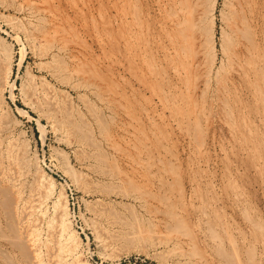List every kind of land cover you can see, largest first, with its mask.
Returning a JSON list of instances; mask_svg holds the SVG:
<instances>
[{
    "label": "rangeland",
    "instance_id": "rangeland-1",
    "mask_svg": "<svg viewBox=\"0 0 264 264\" xmlns=\"http://www.w3.org/2000/svg\"><path fill=\"white\" fill-rule=\"evenodd\" d=\"M24 1L25 0H0V51L2 47L7 46L6 48L11 50L12 53V69L10 77L6 80L7 83L4 80L6 74L5 68L7 67H5L4 59L0 61V77L3 89V103L0 106V132L2 131L0 133V140H6L7 137L5 143H9V145H11L10 147L14 145L11 150L12 154H9V157L7 154L3 159V167L6 170V175H4V177L2 174L0 175V178L2 177L0 179V192H2V194H0V264H56L57 262V264H60V262L63 264L66 259L71 262V258L67 257L66 253H64L67 249V243L65 242L66 233H63L62 237L59 236L61 235L59 218H61L60 216H62L63 213L60 212L61 209L59 211V208L55 207L60 206V202L58 201L61 200H59V198L57 199V197H59L61 193L65 195L67 200V222L71 225H69L71 227L70 230L73 229V231L77 232L79 237V247L76 249V255L78 257L80 256L81 264H264V112L259 107L258 101L256 100L258 97L256 90L259 88H262V98L264 100V79L258 81L257 88L254 92L256 93L255 95L252 93L253 89L251 91L250 88L246 86V83L237 78L238 76H236V74L233 73L232 75L231 72L229 73V70H227V59L225 53H223L224 49H226V35L224 34H227L226 23H224V16L228 13V8L225 3L226 0L218 1L215 12V65L213 67L214 72L212 71L209 75L211 79H209L210 85H208L209 88L207 89L206 86H203L206 74L202 72V75L200 74V78H202L200 79L201 83L196 90L195 94L197 95L194 96V99H197V105L200 107L202 104V109H205L209 103L212 104V102H214L213 108L211 107L209 112L210 118L206 117L209 121H207L204 116H200V123L198 122V127H195V129L197 128V132L196 130L192 132V128L188 129L191 131L190 135L176 126V122L170 115L169 109L166 105H163L162 100H160L157 95L159 92L157 94L155 93V95L151 89L150 92H148L149 87L147 85L144 84V86L143 83L138 82L137 79H133L135 76L128 73L123 59L121 60L123 53L121 52V54H118V51L122 50L121 47L112 45V47L116 48H111V50L109 45L103 50L97 45L98 43L94 40L95 38L93 35V28L96 27V22L100 20L101 23L103 22L101 18L102 15L107 16L109 13L113 12L111 15L114 16V9H112L110 5H106L107 2L105 0H90L92 3H88V0H85V2L84 0H80V3L79 0H73V2L72 0H56L55 2L53 0H32V2L28 0L33 4H40L39 6L43 4V6H45L47 3L45 7L49 9L51 6L53 7L51 10H54V13L57 15L60 30L65 40L59 43L54 42L52 45H50L52 42L51 40L50 42L46 37L43 39L40 32L38 33L34 29L33 25L37 22L32 16V19H30V10L23 5ZM70 1L72 3H70ZM73 3L78 4L76 9L70 6V4L72 5ZM83 3L86 6H84ZM99 3H101L102 9H100L101 6L99 7ZM20 5L22 6L20 7ZM105 5L109 8L106 9ZM55 6H58V9ZM22 7L26 9L24 10ZM77 9L80 10L81 14H79V11L77 12ZM85 9H87V11ZM110 9L112 10L110 11ZM98 14L100 16H98ZM77 15L80 16L81 20ZM81 15L86 16L83 18ZM110 16L108 15L107 17L109 20H112V16ZM70 17L74 21H70ZM89 19L93 21L91 22ZM94 19H97L96 22ZM100 22H97V27H100ZM29 24L32 26L29 27ZM69 24H73L72 27H70L71 25ZM84 24L87 25V29ZM63 29H67L69 32L65 31V33L67 32L65 34L63 33ZM74 29L77 31V35H75ZM115 29L114 27V30ZM28 30L31 32L30 34H28ZM114 30L111 31V29H109V32L112 33ZM253 31L254 29L250 30L249 35H252V38L255 40ZM70 32L72 34H70ZM31 34L33 35L30 36ZM222 36L225 41L222 39ZM41 37L42 39L40 40ZM246 37H249L250 42H253L250 36L246 35L245 38ZM260 38L262 40L264 37L262 38L260 36ZM34 39H38L39 41L37 40V42L35 40L36 42H34ZM66 41H68V43H76V47H74V44L70 46ZM43 42H45V44ZM46 42L49 43V46ZM66 44H68L67 46L69 48H74V50L79 52V54L77 53L78 59L80 58V60H78L79 62L77 59L75 60L74 57L69 55L65 56L59 51L58 45L66 46ZM78 44L82 45L80 46ZM45 46L48 47V52ZM261 46H264V43H262ZM49 47L51 48L49 49ZM21 48H24L25 60L24 63L18 67ZM118 48L120 49L118 50ZM100 49L103 50V52H100ZM107 50L109 55L111 54V62L107 58L109 56L107 55L108 53H106ZM81 52L84 54L81 55ZM102 53H104V55ZM259 54L261 55L260 58L263 59L264 53L262 52L261 54L260 51ZM156 56L157 62L155 63L161 65L158 64L159 66H157L161 67L160 71L167 76L165 77V82L167 81L166 83L168 84L165 82L162 84L164 87L162 89V91L164 90L163 93L171 94L172 91L170 86H172L173 92L176 93V97L180 98L181 96L177 94L174 88L180 86L181 81L178 83L176 79L172 78L171 74L169 75L170 71L165 70L166 64L162 61L163 58L159 54ZM62 59H65V61L62 62ZM114 60L116 61L114 62ZM60 63H65L66 69L63 65H60ZM222 64L224 65L221 67L220 65ZM121 65H123V67ZM80 66L81 68H79ZM87 66V72L94 70L92 71L93 73L90 71L93 78L96 77L98 73L99 75H97V77L103 76L102 74H104V76L106 75L108 78L112 76L109 79L106 76L105 78L108 79L107 82H113L107 85L108 88L114 89L115 93H117L115 96L110 95L111 98L116 100L115 102L105 95H103V97L99 93L94 94L93 87L90 86L88 88L87 86L90 81L88 84L86 83L87 81L83 83L84 80L79 76L84 72V69L86 70ZM219 66L222 69L218 68ZM60 69H63V71ZM219 69L223 70V73L220 72ZM80 70L81 73L79 74ZM215 71L222 75H227L226 73L228 72V74H231L229 76H232L235 81L232 84L231 82L228 84L227 92L225 91L226 95L223 94L221 100L219 99L220 101L216 97L213 98L215 91L213 89L211 90V88H214L213 75L216 74ZM262 71L264 76V67ZM88 74L90 76L89 72ZM76 75H78V77ZM10 83L13 85L12 89ZM44 85L46 86V90ZM115 85H119L123 88L121 89L118 87L116 89ZM233 86L236 87L234 88ZM204 87L206 91L203 90ZM26 93L29 95H26ZM203 93L207 94L204 95ZM10 94L13 95L10 96ZM124 94L125 96H123ZM121 95L122 97H127L128 100L131 98L129 100L130 103L127 102V104L125 102L128 101L126 100L127 98L123 100L122 97H119ZM196 96L197 98H195ZM199 97L201 99L205 98L200 104L199 102L201 99ZM226 97H228L230 101ZM135 99L138 100L136 101ZM146 99L147 101H144ZM100 100H103V103ZM117 100L119 102H117ZM223 100L225 103L227 101V103H223ZM104 101H109L108 105L106 104L107 102L104 103ZM36 102L40 104L37 105ZM110 102L114 104V106L110 105ZM118 103L119 107L117 106ZM121 103L123 104L121 105ZM131 103L133 106H130ZM203 104L206 105L203 106ZM226 105H228L231 110L230 114L233 116H231L232 118L230 116L228 117L234 120L235 124H233L232 120L227 121L228 117L223 118L225 112L227 115L229 113V109L228 107V110L226 109ZM121 106H127L130 108H128V110L133 111V113L135 112L134 115L137 121H131L130 125V123H128L130 118L123 111ZM19 109L25 111V115L21 114ZM134 109L136 111H134ZM56 110H58L59 113ZM110 111L113 113H110ZM226 114L224 116H226ZM120 116L123 117L119 118ZM242 116L244 120L243 118L241 120ZM54 117L57 120L54 119ZM118 119H120L119 123ZM151 119H154V122ZM169 122L171 124H169ZM225 122L229 124V127ZM142 123L144 124L142 125ZM155 123L156 126H158L157 128ZM164 124L166 127H164ZM246 125L252 126L253 133H251V136L249 132L246 133ZM121 126L122 129L120 128ZM161 126H163V130L159 129ZM232 126L237 129H235L237 132L234 133L231 131ZM253 127H255V130ZM104 130L109 134L106 132L104 133ZM162 131H164V133ZM132 132L140 135L142 141L146 133L149 139L161 142L162 145H165L160 146L164 147L167 152L163 148V150L161 149V153L167 155L165 157L169 165H167V167H171L177 175L175 178H178L177 180L175 179L174 185L172 184L170 187L171 190L161 188L157 185L156 176H152L153 174L157 175L155 167H150V170L147 172V169H142L137 166L138 170L136 171L133 167L129 166L130 164L126 160L124 162L126 157V159L130 161L127 155H129L132 150L129 147L127 138L130 134H133ZM153 133L157 137H153ZM104 134L108 135L107 137L112 140V144L114 142L116 153L113 148L111 149L113 145L111 146L108 143V139L105 141L107 137ZM110 134L114 137L110 136ZM238 134H240V136ZM241 135H243V137H241ZM42 136L44 139H42ZM164 138L166 139L164 140ZM243 140H245V142ZM115 142L117 144H115ZM196 142H203V147L200 152L199 150L195 152L197 151ZM5 143L3 144L5 147H2L3 150H6V146H8ZM169 144L172 149H170ZM259 145H262L263 148ZM123 155L125 157H123ZM18 157L21 158L19 159ZM258 158L260 159L257 160ZM8 159L9 161H7ZM257 163H259V165ZM260 164H262V166H260ZM141 171H145L146 175H149V177L152 176L151 179L148 177V181L147 179L145 180L143 176L140 175ZM42 174L44 177L41 176ZM51 178L53 179V182L51 181L52 184L50 182ZM48 189L53 190H51L50 193ZM7 191L10 194H7ZM48 191L50 194H47ZM168 191L170 194L167 193ZM3 192L7 194V196H4ZM58 194L60 195L58 196ZM180 195L181 197H179ZM18 197L20 200H18ZM178 197L179 199H177ZM148 199H150V201ZM176 201L177 204L174 203ZM58 203L59 205H57ZM145 204L147 205L145 206ZM176 207L177 209L175 211L174 209ZM167 214L171 215L174 219ZM212 214H215L214 216L216 218ZM250 219L252 220L251 222ZM208 222H210V224H208ZM17 230L18 233L16 232ZM31 230L34 233L31 232ZM30 234L31 236L36 235V237H34L36 238L35 242L32 237H30L31 239L28 238ZM180 234L182 235L180 236ZM185 234L186 237H183ZM14 235L18 237H13ZM60 237L62 239H59ZM11 238H13V240H10ZM219 238L222 241L219 240ZM232 239L234 242H232ZM30 240H32V243ZM17 241L21 242L22 245ZM63 241L64 244L66 243V248H62ZM229 243H231L232 247L234 245L235 247L232 248L229 246ZM60 250L63 252L60 253ZM37 252L39 257L36 261L38 263H36L34 258H32L34 261L31 260V257H34ZM23 253L25 255H23ZM249 255L250 257H247ZM28 256H31L30 259ZM190 256L194 257L191 258Z\"/></svg>",
    "mask_w": 264,
    "mask_h": 264
},
{
    "label": "bare ground",
    "instance_id": "bare-ground-1",
    "mask_svg": "<svg viewBox=\"0 0 264 264\" xmlns=\"http://www.w3.org/2000/svg\"><path fill=\"white\" fill-rule=\"evenodd\" d=\"M43 1V0H42ZM47 1V0H46ZM54 2L56 0H53ZM107 3L106 5H110L112 7V9H114V16H112L111 14L113 13H109L108 15L112 16V20H109L108 19V15L105 16V15H102V20L103 22L101 23L100 21H97V22H100L101 24L99 25L100 27H97V22L96 20L94 19V21L96 22V27L93 28V35H94V40L98 43H96L98 46H100L101 49L105 50V48H107L109 45H110V49L111 48H116V47H112V45L114 46H118V47H121L122 50H119L120 48H118V54H121V52L123 53L122 54V58L121 60L123 59L124 61V64H125V68L128 70V73L129 74H132L133 76H135L133 79H137L138 82H141L143 83V85H147L149 87V91L150 92V89L151 91L153 92V94L155 95V93L157 94L158 92V96L160 98V100H162V103L163 105H166L167 108L169 109L170 111V115L172 116V118L174 119V121L176 122V126H178L182 131H185L188 135H190L191 131H189L188 129L189 128H192V132L195 131V127L198 124L199 122V118L200 116H204L205 118L209 117V112H210V109L211 107L213 106V103H209L208 106L205 108V109H202L203 107L202 104L201 106L199 107L197 105V99L195 100L194 99V96L197 95L195 94L196 93V90L199 88V84L201 83L200 78V74L202 72H204L206 74L205 78L204 77V85L203 86H206V89L209 88L208 85H210V74L212 73V71L214 72L213 70V67L215 65V51H214V27H215V12H216V8H217V5H218V1L219 0H105ZM18 2V1H17ZM32 2V0H31ZM29 2L28 0H25L24 1V6L30 10V19H34L36 20V24L33 25L34 26V29L40 34L43 36V39L46 37L47 40H51V44L52 45L54 42H62V40H65L64 39V36L62 34V31L60 30V24H59V21L57 19V15L54 13V10H51V8H53L52 6L50 7V9L46 6H39L40 4H33ZM49 2V1H48ZM61 2V1H60ZM73 2V0H72ZM70 1V3H72ZM76 2V1H75ZM78 2V1H77ZM85 2V0H84ZM91 1L88 0V3H90ZM101 2V1H100ZM39 3V2H38ZM79 3H80V0H79ZM92 3V2H91ZM97 3V2H96ZM226 6L228 8V13L225 17V22L226 23V27H227V34L225 33L224 35H226V49H224V52L225 55H226V59H227V63H226V66L228 67L227 70H229V73L231 72V74L233 75L236 74V76H238L237 78H239L242 82L246 83V86H248L250 88V90L252 91L253 94L256 95L255 90L257 88V83L259 80H262L264 79V76H263V67H264V58H260L261 55L259 54L260 51H261V54L262 52L264 53V46H261L262 43H264V0H226ZM21 4V3H20ZM50 4V2H49ZM74 4V3H73ZM71 5V8H77L78 4H74V5ZM101 3H99V7L100 9H102V5H100ZM67 5V4H66ZM82 5V4H81ZM84 5V3H83ZM93 5V4H92ZM91 5V6H92ZM106 7L109 8V7ZM22 5H20L21 7ZM50 6V5H49ZM86 6V5H84ZM89 6V5H88ZM57 7L58 9V6H55ZM66 7V6H65ZM94 7V6H93ZM103 7V8H105ZM23 8V7H22ZM25 8V9H26ZM69 8V7H68ZM81 8V6H80ZM87 8V7H86ZM98 8V6H97ZM24 9V8H23ZM24 9V10H25ZM56 9V10H57ZM95 9V8H94ZM110 9V11L112 10ZM226 9V8H225ZM22 10V9H21ZM87 11V9H85ZM90 10V9H89ZM96 10V9H95ZM99 10V8H98ZM97 10V11H98ZM28 11V10H27ZM63 11V10H62ZM69 11V10H68ZM79 11V14L80 13V10L77 9V12ZM94 11V10H93ZM105 11V10H104ZM108 11V10H106ZM75 12V11H74ZM96 12V11H95ZM29 13V11H28ZM64 13V12H62ZM76 13V12H75ZM84 13V12H82ZM98 13V12H97ZM74 14V13H73ZM85 14V13H84ZM83 14V15H84ZM93 14V12H92ZM91 14V15H92ZM100 14V13H99ZM98 14V16H100ZM105 14V13H103ZM76 15V14H75ZM81 15L83 18H85V16ZM90 15V16H91ZM32 16V18H31ZM67 16V15H65ZM74 16V15H73ZM79 16V15H77ZM89 16V17H90ZM110 16V17H111ZM69 17V16H68ZM76 17V16H74ZM87 17H88V14H87ZM71 18V17H70ZM82 18V20H83ZM223 18V17H221ZM60 21H61V18L59 17ZM63 19V18H62ZM66 19V17H65ZM64 19V20H65ZM79 19H80V16H79ZM78 19V20H79ZM88 19V18H87ZM68 20V19H67ZM73 19L71 18L70 21H72ZM81 20V19H80ZM79 20V21H80ZM74 21V20H73ZM85 21V20H84ZM83 21V22H84ZM89 21H93V20H90ZM31 22V20H30ZM67 22V21H66ZM76 22V21H75ZM82 22V23H83ZM32 23V22H31ZM68 23V22H67ZM86 23V22H85ZM88 23V22H87ZM33 24V23H32ZM91 24V23H90ZM66 25V24H65ZM71 25V24H69ZM73 25V24H72ZM72 25L70 27H72ZM75 25V24H74ZM32 26L29 24V27ZM63 26V25H62ZM84 26H86V29H87V25L84 24ZM83 27V26H82ZM110 27V28H109ZM114 27L116 28L114 30ZM32 28V27H31ZM90 28V27H88ZM33 29V28H32ZM33 29V31H34ZM68 29V28H67ZM65 30L63 29V33H65V31H68V30ZM92 29V28H91ZM109 29L114 30L112 33L109 32ZM253 36L255 38V40L252 38V35H249V32L250 30H253ZM72 30V28H71ZM75 30V29H74ZM29 31V30H28ZM69 32V31H68ZM76 30H75V35L76 34ZM92 32V30H91ZM90 32V33H91ZM248 32V34H247ZM31 32L29 31L28 34H30ZM67 33V32H66ZM65 33V34H66ZM89 33V34H90ZM245 33L246 35L250 36L251 39L253 40V42L251 41L250 42V38L249 37H246V38H249V39H246L245 38ZM38 34V35H40ZM70 34H72L70 32ZM33 34H31L30 36H32ZM73 36V35H72ZM260 36L263 38L261 40ZM66 37V36H65ZM93 38V37H92ZM42 39V37L40 38V40ZM67 39V38H66ZM222 39H224V37L222 36ZM224 39V41H225ZM36 39H34L33 41H35ZM39 41V40H38ZM37 41V42H38ZM44 41V40H43ZM46 41V40H45ZM48 41V42H49ZM68 41H69V38H68ZM68 41H66V43H68ZM45 44V42H43ZM80 43V42H79ZM43 44V45H44ZM46 44L48 45L49 43L46 42ZM70 46H73L72 44L74 43H71L69 42L68 43ZM66 44L65 45H62V46H59L58 45V49L59 51L63 54V55H69V56H72L74 57V59L77 61L80 60V58L78 59V56H77V53L79 54V52L77 50H74L71 49V47L69 48ZM76 44V43H75ZM74 44V47H76ZM42 45V46H43ZM80 45V44H78ZM82 45V44H81ZM80 45V46H81ZM49 46V45H48ZM7 46L5 47H2L1 51H0V61L2 59H4L5 61V68L6 69V74H5V78L4 80L6 81L9 77H10V74H11V69H12V53H11V50H9L8 48H6ZM48 52V47L45 46ZM52 47V46H51ZM49 47V49L51 48ZM85 47V46H83ZM82 47V49H83ZM97 47V46H96ZM225 47V46H224ZM57 49V51H58ZM86 49V48H84ZM100 49V52H103V50ZM109 49V48H108ZM88 50V49H87ZM112 50V49H111ZM110 50V52H111ZM80 51V50H79ZM59 53V52H58ZM87 53V52H86ZM108 53V50L107 52ZM105 53V54H106ZM113 53V51H112ZM222 53V54H223ZM84 54L81 52V55ZM104 55V53H102ZM117 54V52H116ZM157 54H159L163 59L162 61L166 64V67H165V70H169V75L171 74L172 78L176 79V81H178V83H180L181 81V85L180 86H177L174 88L175 91H177V94L179 96H181L180 98L176 97V93L173 92V89H172V86H170L171 88V94H165L163 93L162 89L164 88L162 84H164L165 82V77L166 74H164L161 70V67H158L159 65L156 64L155 62H157ZM88 55V54H87ZM90 55V54H89ZM109 55V53L107 54ZM106 55V56H107ZM111 55V54H110ZM110 55L107 57L108 60H110L111 62V59H110ZM84 56V55H83ZM224 56V54H223ZM99 57V56H98ZM96 57V58H98ZM102 57V56H101ZM114 57H115V54H114ZM113 57V58H114ZM264 57V56H263ZM62 58V57H61ZM68 58V57H67ZM86 58V57H85ZM106 58V57H105ZM112 58V57H111ZM159 58V57H158ZM56 59V58H55ZM59 59V58H58ZM57 59V60H58ZM24 60H25V51H24V48H21L20 49V57H19V62H18V67H20L23 63H24ZM54 60V58H53ZM68 60V59H67ZM86 60V59H85ZM106 60V59H105ZM62 62L65 61V59L61 60ZM59 61V62H61ZM69 61V60H68ZM94 61V60H93ZM107 61V60H106ZM116 60H114L115 62ZM119 61V60H118ZM117 61V62H118ZM58 62V63H59ZM79 62V61H78ZM101 62V61H100ZM116 62V63H117ZM57 63V62H56ZM89 63V62H88ZM103 63V62H102ZM101 63V65H102ZM121 63V62H120ZM119 63V64H120ZM221 63V62H220ZM224 63V62H222ZM65 64V63H64ZM64 64H61L60 65H63L66 69V65ZM90 64V63H89ZM99 64V63H98ZM87 65V64H86ZM158 65V66H157ZM164 65V64H163ZM224 64L220 65L221 67L223 66ZM62 66V67H63ZM89 66V65H88ZM88 66L86 68V70L84 69L82 72V74L79 76L81 77L85 83V81H87L86 83L88 84L89 81V85L88 88L90 86H92L93 88V92L94 94L96 93H99L101 94V96L105 95L107 96V98H111V96H115L117 93H115V90L113 89H110L108 88V83H113L112 81H108L107 80L111 77H106L108 79L105 78L104 74H102L103 76L101 77H97V75H99L98 73L96 75V77L93 78L92 75V71L94 70H90L88 71L90 73V76L87 72L88 70ZM123 67V65H121ZM161 66V65H160ZM220 66L218 68H220ZM2 67V66H1ZM61 67V68H62ZM83 67V65H82ZM86 67V66H85ZM93 67V65H92ZM120 67V66H119ZM59 68V67H58ZM81 68V66L79 67ZM217 68V69H218ZM56 69V68H55ZM64 69V68H63ZM63 69L61 71H63ZM91 69V68H90ZM93 69V68H92ZM98 69V68H97ZM114 69V68H112ZM123 69V68H122ZM222 69V68H220ZM219 69V70H220ZM58 70V69H57ZM96 70V69H95ZM125 70V69H124ZM125 70V71H127ZM218 70V71H219ZM59 71V70H58ZM66 71V70H65ZM64 71V73H65ZM223 70H220V72H222ZM4 72V71H3ZM216 72V71H215ZM63 73V72H62ZM81 73V70L79 72V74ZM95 73V72H94ZM104 73V72H103ZM108 73V72H107ZM168 73V72H166ZM223 73V72H222ZM61 74V73H60ZM204 74V75H205ZM227 75H222L221 73L219 72H216V74L213 75V81H214V88H211V90L213 89L215 91V94H213V98H217L218 100L220 99L221 100V97H223L222 95L225 94V91L227 90V86L228 84L231 82L234 83V79L232 76H229L231 74H228V72L226 73ZM33 75V74H32ZM70 75V74H69ZM94 75V74H93ZM202 75V74H201ZM68 76V75H67ZM78 77V75H76ZM212 76V75H211ZM118 77V76H117ZM209 77V78H208ZM124 78V77H123ZM171 78V77H170ZM236 78V77H235ZM81 79V80H82ZM91 79V80H90ZM80 80V78H79ZM211 80V79H210ZM4 82V81H3ZM167 82V81H166ZM165 82V83H166ZM262 82V81H261ZM259 82V83H261ZM264 82V81H263ZM263 82H262V85H263ZM7 83V81H6ZM43 83V82H42ZM173 83V81H172ZM32 84V83H31ZM168 84V83H166ZM171 84V83H170ZM174 84V83H173ZM86 85V84H85ZM111 85V84H110ZM144 85V86H145ZM236 85H239V84H236ZM6 86V85H5ZM10 86H11V89L13 88V85L10 83ZM43 86V85H42ZM45 86V85H44ZM116 86V89L118 87H120L119 85H115ZM129 86V85H128ZM169 86V85H168ZM50 87V86H49ZM130 87V86H129ZM174 87V86H173ZM234 87V86H233ZM236 87V86H235ZM234 87V88H235ZM121 89L123 87H120ZM132 88V87H130ZM169 88V90H170ZM243 88V87H242ZM42 89V87H41ZM48 89V88H47ZM125 89V88H124ZM134 89V88H133ZM205 87L203 88V90H205ZM232 89V88H231ZM237 89V88H236ZM34 90V89H33ZM45 90H46V86H45ZM120 90V89H119ZM11 91V90H10ZM25 91V90H24ZM23 91V92H24ZM44 91V90H42ZM121 91V90H120ZM120 91H117L119 93H121ZM135 91V90H134ZM209 91V90H208ZM257 101H258V105L259 107L262 109V111L264 112V100L262 98V88L260 89H257ZM2 92H3V89H2V84H1V77H0V106L1 104L3 103V96H2ZM45 92V91H44ZM51 92V91H50ZM49 92V93H50ZM124 92V91H123ZM122 92V93H123ZM133 92V91H132ZM162 92V93H161ZM179 92V93H178ZM227 92V91H226ZM229 92V91H228ZM264 92V91H263ZM52 93V92H51ZM127 94V93H126ZM131 94V92H130ZM204 95L207 94V93H203ZM202 94V96H203ZM230 94V93H229ZM232 94V93H231ZM13 95V94H10V96ZM25 95V94H24ZM26 95H29L28 93H26ZM98 95V94H97ZM111 95V96H110ZM120 95V94H119ZM135 95V94H134ZM133 95V97H134ZM151 95V94H150ZM210 95V94H209ZM215 95V96H214ZM226 95V94H225ZM224 95V96H225ZM233 95V94H232ZM101 96H100V99H101ZM125 96V94L123 95ZM128 96V95H127ZM186 96V97H185ZM252 96V95H251ZM254 96V95H253ZM29 97V96H27ZM44 97V96H43ZM104 97V96H103ZM119 97H122L119 96ZM143 97V96H141ZM145 97V96H144ZM151 97V96H150ZM201 97V96H200ZM199 97V98H200ZM26 98V97H25ZM49 98V97H48ZM63 98V97H62ZM99 98V97H97ZM109 98V99H110ZM116 98V97H115ZM123 100L125 97H122ZM127 98V97H126ZM125 98V99H126ZM197 98V96L195 97ZM228 98V97H226ZM255 98V97H254ZM37 99V98H36ZM65 99V97H64ZM108 99V100H109ZM114 102L116 100H114L113 98H111ZM118 99H121V98H118ZM131 99V98H130ZM129 99V100H130ZM180 99V100H179ZM201 99V98H200ZM203 99V98H202ZM200 100L199 104L201 103V101H204L203 100ZM229 99V98H228ZM27 100V99H25ZM105 100V99H104ZM122 100V99H121ZM128 100V98L126 99ZM125 101L126 103H130V101ZM136 100V99H135ZM138 100V99H137ZM136 100V101H137ZM209 100V99H207ZM206 100V101H207ZM219 100V101H220ZM28 101H29V98H28ZM36 101V100H35ZM43 101V100H42ZM59 101V100H58ZM63 101V100H62ZM101 101V100H100ZM103 101V100H102ZM101 101V102H102ZM132 101V100H131ZM144 101H147L144 100ZM217 101V100H215ZM230 101V99H229ZM67 102V101H66ZM107 102V101H106ZM104 101V103H106ZM109 102V101H108ZM108 102L106 103L108 105ZM112 102V101H111ZM110 102V103H111ZM112 102V103H114ZM117 102H119L117 100ZM124 102V101H123ZM124 102V103H125ZM139 102V101H138ZM211 102V100H210ZM39 103V102H38ZM103 103V102H102ZM110 104V105H113L114 104ZM127 103V104H128ZM141 103V102H140ZM139 103V104H140ZM150 103V101H149ZM148 103V104H149ZM217 103V102H216ZM223 103L224 100H223ZM227 103V101H226ZM225 103V104H226ZM27 104V103H26ZM37 104V102H36ZM40 104V103H39ZM37 104V105H39ZM45 104V103H44ZM47 104V103H46ZM62 104V103H61ZM123 103H121L122 105ZM219 104V103H218ZM224 104V106H225ZM30 105V104H29ZM42 105V104H41ZM49 105H50V102H49ZM68 105V104H67ZM116 105V104H115ZM130 105V104H129ZM206 105V104H203V106ZM222 105V104H221ZM32 106V105H31ZM36 106V105H35ZM55 106V105H54ZM57 106V105H56ZM119 107V103L117 105ZM130 106H133L132 103ZM143 106V105H142ZM46 107V106H45ZM135 107V106H134ZM152 107V106H151ZM162 107V106H161ZM164 107V106H163ZM228 105H226V109H227ZM236 107V105H235ZM234 107V108H235ZM1 108V107H0ZM37 108V107H36ZM35 108V109H36ZM60 108V107H59ZM64 108V107H63ZM68 108V107H67ZM115 108V107H114ZM121 108H123V111L127 114V116L130 118L129 122L130 125H131V121H137L136 118H135V115L133 113V111H130L128 110L129 107H125V106H121ZM139 108V107H138ZM146 108V107H145ZM144 108V109H145ZM166 108V107H165ZM213 108V107H212ZM219 108V107H218ZM238 108V107H237ZM42 109V108H41ZM53 109V108H52ZM116 109V108H115ZM114 109V110H115ZM130 109V108H129ZM151 109V108H149ZM220 109V108H219ZM229 109V107H228ZM227 109V110H228ZM54 110V109H53ZM69 110V109H68ZM112 110V109H110ZM133 110V108H132ZM147 110V109H146ZM224 110V108H223ZM226 110V111H227ZM40 111V110H39ZM58 112V110H56ZM62 111V110H61ZM134 111H136L134 109ZM138 111V110H137ZM154 111V109H153ZM156 111V110H155ZM163 111V110H162ZM230 109H229V113L228 115L226 114L225 110V114L226 116H224L222 113H224L223 111H221L222 115H223V118H227L228 116H232L230 114ZM242 111V110H241ZM19 112L23 115H25V111L19 109ZM47 112V111H46ZM55 112V111H54ZM141 112V111H140ZM212 112V111H211ZM235 112V110H234ZM45 113V112H44ZM43 113V114H44ZM48 113V112H47ZM59 113V112H58ZM110 113H113L110 111ZM118 113V112H117ZM120 113V112H119ZM158 113V112H157ZM233 113V112H232ZM67 114V113H66ZM116 114V113H114ZM147 114V113H146ZM239 114V113H238ZM243 114V113H242ZM263 114V113H262ZM9 115V114H8ZM57 115V113H56ZM63 115V114H61ZM124 115V114H123ZM157 115V114H156ZM236 115H237V112H236ZM244 115V114H243ZM53 116V115H51ZM113 116V115H112ZM116 116V115H114ZM138 116V115H137ZM142 116V115H141ZM152 116V115H151ZM158 116V115H157ZM261 116V114H260ZM123 117V116H122ZM121 116L119 118H122ZM147 117H150V116H147ZM161 117V116H160ZM233 117V116H232ZM231 117V118H232ZM248 117V116H247ZM259 117V116H258ZM117 118V117H116ZM153 118V117H152ZM167 118V117H166ZM222 118V119H223ZM227 119L228 120H232V119ZM243 116L241 117V120H242ZM246 118V117H245ZM53 119V118H52ZM54 119H56L54 117ZM60 119V118H58ZM150 119V118H149ZM156 119V118H155ZM162 119V117H161ZM202 119V118H201ZM207 119V118H206ZM205 119V120H206ZM246 119H250V118H246ZM1 120V119H0ZM9 120V119H8ZM57 120V119H56ZM64 120V119H63ZM119 120L118 119V123H119ZM126 120V119H125ZM140 120V119H139ZM138 120V121H139ZM152 121L154 119H151ZM165 120V119H164ZM168 120V119H167ZM204 120V121H205ZM224 120V119H223ZM237 120V119H236ZM244 120V118H243ZM251 120V119H250ZM3 121H6V120H3ZM142 121V120H141ZM207 121H209L207 119ZM233 121V124H235L234 120ZM126 122V121H125ZM154 122V121H153ZM174 122V123H175ZM206 122V121H205ZM244 122V121H243ZM123 123V122H122ZM141 123V122H140ZM200 123V122H199ZM227 122H225L226 124ZM247 123V122H246ZM249 123V122H248ZM10 124V123H9ZM121 124V123H120ZM137 124V123H136ZM144 123H142L143 125ZM168 124V123H167ZM169 124H171L169 122ZM232 124V123H231ZM1 125V124H0ZM124 125V124H123ZM152 125V124H151ZM154 125V124H153ZM160 125V124H159ZM165 125V124H164ZM228 127H229V124H226ZM245 125V124H243ZM250 125V123H249ZM60 128H61V125L59 124ZM120 126V125H119ZM125 126V125H124ZM127 126V125H126ZM155 126H156V123H155ZM172 126V125H171ZM207 126V125H206ZM247 126V125H246ZM264 126V125H263ZM262 126V127H263ZM1 127V126H0ZM4 127V125H3ZM2 127V128H3ZM7 127V125H6ZM134 127V126H133ZM138 127H139V124H138ZM141 127V126H140ZM144 127V126H143ZM158 126H156L157 128ZM163 126H161L159 129H162ZM166 127V125L164 126ZM198 127V126H197ZM252 126H247V131L246 133L249 132L250 136H251V133H253V130L251 128ZM122 129V126L120 127ZM175 128V127H174ZM178 128V129H179ZM194 128V130H193ZM202 128V127H201ZM204 128V127H203ZM104 129V128H103ZM170 129V128H169ZM228 129V128H227ZM235 127L232 126L231 127V131L232 132H237L235 131ZM244 129V127H243ZM253 129L255 130V127H253ZM120 130V129H119ZM144 130V129H143ZM163 130V129H162ZM166 130V129H165ZM199 130V129H198ZM237 130V129H236ZM8 131V130H7ZM42 131V130H41ZM121 131V130H120ZM141 131V130H140ZM139 131V132H140ZM151 131V130H149ZM229 131V130H228ZM2 132V131H1ZM0 132V133H1ZM9 132V131H8ZM103 132V131H102ZM108 133L106 130H104V133ZM136 132V131H135ZM156 132V131H155ZM164 133V131H162ZM167 132V131H166ZM197 132V130H196ZM44 133V132H43ZM116 133V132H115ZM124 133V132H123ZM127 133V132H126ZM133 133V132H132ZM141 133V132H140ZM144 133V132H143ZM142 133V134H143ZM174 133V132H173ZM204 133V132H203ZM109 134V133H108ZM128 134V133H127ZM154 134V133H153ZM175 134V133H174ZM185 134V133H184ZM1 135V134H0ZM42 135V133H41ZM106 137L108 135L104 134ZM116 135V134H115ZM145 138L143 139L142 141V138L140 135L136 134V133H133V134H130V136H128L127 140L129 142V147L131 148V152L129 155H127L129 158H130V161L128 159H124V162L125 160L130 164L129 166L130 167H133L136 171L138 170L137 166H139L140 168L142 169H147V172L150 170V167H155L156 170H157V175H152V176H156L155 178L157 179V185L160 186L161 188H164L167 190L170 189V187L172 186V184L174 183L175 181V177L177 176L175 174V172L171 169V167H167V160L165 159V157L167 156L166 154H162L161 153V149L163 150L164 147H161L160 145L161 142H158V141H155V140H151L149 139L148 135L145 133ZM158 135V134H157ZM166 135V134H165ZM163 135V136H165ZM240 136V134H238ZM3 136V135H2ZM110 136H112L110 134ZM157 137L155 134L153 135V137ZM167 136V135H166ZM170 136V135H169ZM196 136V135H195ZM1 137V136H0ZM104 137V136H103ZM114 137V136H112ZM125 137V136H124ZM173 137V136H172ZM193 137H194V134H193ZM192 137V138H193ZM229 137H230V134H229ZM241 137H243V135H241ZM116 138V137H115ZM122 138V137H120ZM118 138V139H120ZM126 138V137H125ZM162 138V137H161ZM189 138V137H188ZM231 138V137H230ZM233 138V137H232ZM238 138V136H237ZM42 139H44V137L42 136ZM108 137L105 138V141H107ZM117 139V138H116ZM156 139V138H155ZM158 139V138H157ZM166 138H164L165 140ZM244 139V138H243ZM15 140V139H14ZM237 140V139H236ZM5 141H7V137H6V140L3 139V140H0V175L2 174L3 177L4 175H6V170L5 168L3 167V159L4 157L7 156L8 154V157H9V154H12L11 153V150L12 148L14 147V145L12 147H10L11 145H9V143H5ZM17 141V140H16ZM110 141V142H109ZM111 139H108V143L113 147H111V149L113 148L114 149V142L113 144L111 143ZM125 141V140H124ZM245 142V140H243ZM253 141V140H252ZM257 141V140H256ZM10 142V141H9ZM127 142V144H128ZM170 142V141H168ZM250 142V141H249ZM7 144L8 146H6V150H3L2 147L5 145L3 144ZM166 143V142H165ZM171 143V142H170ZM173 143V142H172ZM193 143V142H192ZM196 150L195 152H199L202 150V147H203V142L202 143H198L196 142ZM233 143V142H232ZM251 143V142H250ZM254 143V142H253ZM25 144V143H24ZM23 144V145H24ZM115 144H117L115 142ZM134 144V146H133ZM136 144V145H135ZM194 144V143H193ZM242 144V143H240ZM120 145V144H119ZM164 145V144H163ZM162 145V146H163ZM192 145V144H190ZM195 145V144H194ZM233 145V144H232ZM245 145V144H244ZM22 146V144H21ZM165 146V145H164ZM170 146V144H169ZM260 147H262V145H259ZM23 147V146H22ZM194 147V146H193ZM244 147V146H243ZM242 147V148H243ZM257 147V146H256ZM259 147V148H260ZM96 148V146H95ZM237 148V147H236ZM263 148V147H262ZM5 149V148H4ZM123 149V148H121ZM168 149V148H167ZM170 149L171 146H170ZM204 149V148H203ZM257 149V148H255ZM18 150V148H17ZM115 150V153H116V149ZM165 150V148H164ZM241 150H244V149H241ZM252 150V149H251ZM19 151V150H18ZM118 151V150H117ZM127 152H129L128 150H126ZM167 152V150H165ZM246 151V150H245ZM15 152V151H14ZM25 152V151H24ZM120 152V151H119ZM122 152V151H121ZM124 152V151H123ZM169 152V150H168ZM247 152V151H246ZM245 152V153H246ZM254 152V151H253ZM252 152V153H253ZM19 153V152H18ZM174 153V152H173ZM256 153V152H255ZM15 154V153H14ZM25 154V153H24ZM170 154V153H169ZM257 154H260V153H257ZM20 155V154H19ZM23 155V154H22ZM193 155V154H192ZM198 155V154H196ZM254 155V153H253ZM25 156V155H24ZM174 156V155H172ZM171 156V157H172ZM206 156V155H205ZM261 156V155H260ZM259 156V157H260ZM11 157V156H10ZM14 157V156H13ZM120 157V156H119ZM123 157H125L123 155ZM258 157V156H257ZM257 157H253V158H257ZM19 158V157H18ZM21 158V157H20ZM19 158V159H20ZM67 158V157H65ZM175 158V157H174ZM173 158V159H174ZM261 158V157H260ZM260 158H258L257 160H259ZM98 159V158H96ZM102 159V157H101ZM178 159V158H177ZM264 159V158H263ZM11 160V159H10ZM16 160V159H15ZM14 160V161H15ZM256 160V159H255ZM9 161V159L7 160ZM19 161V160H18ZM25 161V160H24ZM23 161V163H24ZM29 161V160H28ZM31 161V160H30ZM120 161V159H119ZM178 161V160H176ZM11 162V161H10ZM32 162V161H31ZM123 162V161H122ZM175 162V161H174ZM7 164H9L8 162H6ZM66 163V162H65ZM68 164V163H67ZM126 164V163H125ZM172 164V163H171ZM259 165V163H257ZM26 165V164H25ZM132 165V166H131ZM7 166V165H6ZM169 166V165H168ZM175 166V165H174ZM256 166V165H255ZM260 166H262V164H260ZM67 167V166H66ZM38 168V167H36ZM139 168V169H140ZM69 169V167H68ZM133 169V170H134ZM10 170V169H9ZM8 170V171H9ZM132 170V171H133ZM69 171V170H67ZM130 172V171H129ZM155 172V171H154ZM16 173V172H15ZM132 173V172H131ZM14 174V173H13ZM44 174V173H43ZM43 174L41 175L42 177ZM137 174V173H136ZM150 174V173H149ZM16 175V174H14ZM133 175V174H132ZM140 175L143 176V178L146 180L149 175L147 176L145 171H141L140 172ZM139 175V176H140ZM140 176V177H141ZM151 176V177H152ZM139 177V178H140ZM151 177H149L151 179ZM2 178V177H1ZM0 178V179H1ZM10 178V176H9ZM142 178V177H141ZM15 179V178H14ZM49 179V178H48ZM178 179V178H177ZM176 179V180H177ZM6 180V179H5ZM41 180V179H40ZM43 180V179H42ZM53 179L51 178L50 182L52 181ZM133 180V179H131ZM180 180V179H179ZM8 181V180H7ZM142 181V180H141ZM148 181V179H147ZM154 181V180H153ZM42 182V181H40ZM53 182V181H52ZM51 182V184H52ZM139 182V181H138ZM144 182V181H142ZM146 182V181H145ZM180 182V181H178ZM133 183V182H132ZM141 183V182H140ZM147 183V182H146ZM145 183V184H146ZM45 184V182H44ZM47 184V183H46ZM50 184V183H49ZM48 184V185H49ZM143 184V183H141ZM13 185V184H12ZM39 185V184H38ZM144 185V184H143ZM174 185V184H173ZM177 185V184H176ZM207 185V184H206ZM146 186V185H145ZM168 186V187H167ZM10 187V186H9ZM42 187V186H41ZM46 187V186H45ZM51 187V186H50ZM1 188V187H0ZM16 188V187H15ZM44 188V187H43ZM49 188V187H47ZM147 188V187H146ZM160 188V189H161ZM14 189V188H13ZM19 189V188H18ZM180 189V188H179ZM198 189V188H197ZM21 190V189H20ZM47 190V189H46ZM49 190V189H48ZM53 190V189H51ZM51 190L50 193H51ZM163 190V189H162ZM171 190V189H170ZM9 191V190H8ZM7 191V194H10L8 193ZM16 191V190H15ZM49 191L47 192V194L49 193ZM194 191V190H193ZM235 191V190H234ZM6 192V191H5ZM45 192V191H44ZM63 192V191H62ZM179 192V191H178ZM177 192V193H178ZM16 193V192H15ZM49 193V194H50ZM159 193V192H158ZM165 193V191H164ZM163 193V194H164ZM167 193L170 194V192L168 191ZM0 194H2V192H0ZM4 196H7V194H5L3 192ZM46 194V193H45ZM162 194V195H163ZM166 194V193H165ZM20 195V194H19ZM60 194H58L59 196ZM150 195V194H149ZM176 195V194H175ZM151 196V195H150ZM235 196V195H234ZM239 196V195H238ZM1 197V196H0ZM153 197V196H152ZM181 197V195L179 196ZM179 197L177 199H179ZM241 197V196H240ZM7 198V197H6ZM5 198V199H6ZM12 198V197H11ZM19 198V197H18ZM59 198V200L61 201H58L60 202V206H56L55 208H59L58 210L60 211L61 209V213L62 216H60L61 218L60 221H59V227H60V234L59 236L62 237V234L63 233H66V239H65V243L67 245V249L64 251V253H66V256L67 257H70L71 258V262L68 261L67 259L64 260L63 264H81L80 262V256L78 257L76 255V249L79 247V237L77 235V232L70 230V223L67 222V200H66V197L63 193H61V195L59 197H57V199ZM173 198V196H172ZM236 198V197H234ZM242 198V197H241ZM3 199V198H2ZM8 199V198H7ZM17 199V198H16ZM162 199V197H161ZM181 199V198H180ZM20 200V198L18 199ZM150 201V199H148ZM156 200V199H155ZM154 200V201H155ZM163 200V199H162ZM176 200V199H175ZM201 200V199H200ZM3 201V200H2ZM147 201V200H145ZM153 201V202H154ZM170 201V200H169ZM174 201V200H173ZM179 201V200H178ZM181 201V200H180ZM206 201V200H205ZM152 202V201H151ZM156 202V201H155ZM168 202V201H167ZM17 203V202H16ZM175 204H177V201L174 202ZM206 203V202H205ZM17 205V204H16ZM59 205V203L57 204ZM147 204H145L146 206ZM151 205V204H150ZM165 205V204H163ZM174 205V204H173ZM172 205V206H173ZM12 206V205H11ZM54 206V205H53ZM152 206V205H151ZM166 206V205H165ZM17 207V206H16ZM167 207V206H166ZM177 207L174 209L176 211ZM57 210V211H58ZM173 210V211H174ZM20 211V210H19ZM56 211V210H55ZM58 211V212H59ZM167 212V210H166ZM180 212V211H179ZM16 213V212H15ZM152 213V212H151ZM157 213V212H156ZM159 214V213H158ZM174 214V213H173ZM244 214V213H243ZM169 215V214H167ZM213 215V214H212ZM215 215V214H214ZM213 215V216H214ZM171 217V215H169ZM174 216V215H173ZM205 216V215H204ZM207 216V215H206ZM166 217V216H165ZM175 217V216H174ZM187 217V216H186ZM209 217V216H208ZM215 217V216H214ZM243 217V216H242ZM245 217V215H244ZM173 218V217H171ZM198 218V217H197ZM207 218V217H206ZM216 218V217H215ZM214 218V219H215ZM174 219V218H173ZM209 219V218H208ZM177 220V219H176ZM216 220H219V219H216ZM208 221V220H207ZM252 220L250 219V222ZM183 222V221H182ZM222 222V221H221ZM161 223V222H160ZM168 223V222H167ZM202 223V222H201ZM249 223V222H248ZM208 224H210V222H208ZM252 224V223H251ZM70 225V226H69ZM181 225V224H180ZM217 225V224H216ZM179 226V225H178ZM206 226V225H205ZM163 227V226H162ZM167 227V226H165ZM169 227V226H168ZM176 227V226H175ZM225 227V226H224ZM253 227V226H252ZM58 228V227H57ZM213 228V227H212ZM215 228V227H214ZM256 228V227H255ZM170 229V228H169ZM180 229V228H179ZM176 230V229H175ZM252 230V229H251ZM214 231V230H213ZM212 231V232H213ZM226 231V230H225ZM18 233V230L16 231ZM31 232H33L31 230ZM62 232V233H61ZM173 232V231H171ZM176 232V231H175ZM34 233V232H33ZM32 233V234H33ZM223 233V232H222ZM65 235V234H64ZM179 235V234H178ZM182 234H180L181 236ZM22 236V235H21ZM24 236V235H23ZM58 236V237H59ZM228 236V235H227ZM13 237H18L16 235H14ZM30 237H32V239L34 240V242L36 241L34 237L35 236H28L29 239H31ZM59 238V239H62V238ZM183 237H186V234L185 236ZM213 237V236H212ZM219 237V236H217ZM24 238V237H23ZM27 238V237H26ZM64 238V237H63ZM174 238V237H173ZM182 238V237H181ZM216 238V237H215ZM244 238V237H243ZM246 238V237H245ZM264 238V237H263ZM19 239V238H18ZM28 239V240H29ZM177 239V238H176ZM179 239V238H178ZM192 239V238H191ZM218 239V238H217ZM215 239V240H217ZM231 239V237H230ZM262 239V238H261ZM10 240H13V238H11ZM64 240V239H63ZM219 240H221L219 238ZM233 240V239H232ZM32 240H30L31 242ZM59 241V240H58ZM172 241V240H171ZM222 241V240H221ZM12 242V241H11ZM19 242V241H17ZM33 242V243H34ZM228 242V241H227ZM234 242V240L232 241ZM244 242V241H243ZM21 244V242H19ZM32 243V242H31ZM37 243V242H36ZM63 243V246L62 248H66V245L64 244V241L62 242ZM82 243V242H81ZM183 243V242H182ZM192 243V242H191ZM176 244V243H175ZM230 244V245H229ZM228 245L231 246V243H229ZM252 244V243H251ZM22 245V244H21ZM35 245V244H34ZM33 246V245H31ZM220 246V245H219ZM221 247V246H220ZM219 247V248H220ZM228 247V246H227ZM232 247V246H231ZM235 247V245L233 246ZM232 247V248H233ZM253 247V246H252ZM59 248V247H58ZM38 249V248H37ZM217 249V247H216ZM236 249V248H234ZM27 250L29 251V249L27 248ZM59 250V249H57ZM63 250V249H62ZM62 250H60V253L63 252ZM237 250V249H236ZM247 250V249H246ZM19 251V250H18ZM26 251V252H28ZM249 251V250H247ZM255 251V250H254ZM253 251V252H254ZM263 251V250H262ZM39 252V251H38ZM38 252L37 254H35L34 257H31V260L32 258L36 260H38ZM251 252V251H250ZM249 252V253H250ZM233 253V252H232ZM235 253V252H234ZM254 254V253H253ZM23 255H25L23 253ZM30 255V254H29ZM61 255V254H59ZM21 256V255H20ZM27 256V255H26ZM200 256V255H199ZM22 257V256H21ZM30 257L28 256V258L30 259ZM191 257V256H190ZM189 257V259H190ZM194 257V256H193ZM191 257V258H193ZM195 257H198V256H195ZM202 257V256H200ZM199 257V259H200ZM247 257H250L247 256ZM27 258V257H26ZM51 258V257H50ZM57 259V258H56ZM254 259V258H253ZM43 260V259H42ZM59 260V259H57ZM63 260V259H62ZM29 261V260H28ZM27 261V262H28ZM34 261V260H32ZM41 261V260H40ZM61 261V260H60ZM253 261V260H252ZM30 262V261H29ZM28 262V263H29ZM249 262V261H248ZM251 262V261H250ZM255 262V261H254ZM36 263H38L36 261ZM54 263V262H53ZM58 263V262H57ZM56 263V264H57ZM31 264V263H29ZM61 264V262H60ZM255 264V263H254Z\"/></svg>",
    "mask_w": 264,
    "mask_h": 264
}]
</instances>
